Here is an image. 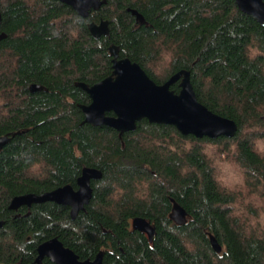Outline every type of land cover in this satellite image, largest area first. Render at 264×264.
Segmentation results:
<instances>
[{"label":"trees","instance_id":"1","mask_svg":"<svg viewBox=\"0 0 264 264\" xmlns=\"http://www.w3.org/2000/svg\"><path fill=\"white\" fill-rule=\"evenodd\" d=\"M0 12V137L10 136L0 150V264H37L54 237L81 259L104 250V264H264V24L236 0H106L88 17L59 0H0ZM102 19L110 33L96 38L89 23ZM112 44L157 83L190 70L198 100L235 120V136L199 138L148 119L120 135L84 122L91 97L77 83L112 74ZM85 167L103 176L76 218L53 201L10 208L17 195L78 188ZM172 199L187 210L183 224ZM136 217L155 226L152 239L133 228Z\"/></svg>","mask_w":264,"mask_h":264},{"label":"water","instance_id":"2","mask_svg":"<svg viewBox=\"0 0 264 264\" xmlns=\"http://www.w3.org/2000/svg\"><path fill=\"white\" fill-rule=\"evenodd\" d=\"M70 5L76 12L88 17L92 10H98L106 0H59ZM241 11L254 16L264 24V0H236ZM140 23H145L144 16L136 9H129ZM2 15L0 12V25ZM92 35L99 38L110 33L109 21L89 23ZM7 36L0 33V40ZM113 59L112 74L103 80L89 85L78 82L77 86L85 90L91 97L89 104H81L85 114L84 122L95 126L106 125L123 135L137 128L138 122L148 119L152 123L174 125L182 134H193L218 138L233 137L238 125L235 120L222 116L210 110L198 100L192 81L191 71L182 69L174 73L163 83H157L147 71L137 62L128 57H120L119 47L112 44L109 47ZM179 81L180 91L175 92L171 86ZM43 88L33 84L31 90ZM10 140L9 134L0 137V150ZM103 173L94 167H85L78 178V188L64 185L43 193H25L15 196L10 208L17 210L21 206H32L34 203L53 201L71 208V217H77L85 210L93 196L92 180L100 179ZM172 218L178 224L186 222L187 210L172 199ZM4 221L0 220V227ZM133 228L146 233L150 239L155 234V226L143 217L133 220ZM211 244L216 252H221L222 244L214 234H210ZM105 251L101 250L94 259H81L80 256L58 238L44 241L38 246L36 263L42 264L49 258L56 264H104Z\"/></svg>","mask_w":264,"mask_h":264}]
</instances>
